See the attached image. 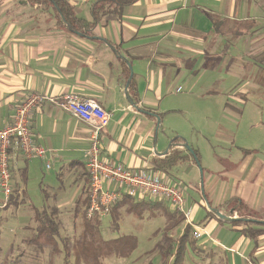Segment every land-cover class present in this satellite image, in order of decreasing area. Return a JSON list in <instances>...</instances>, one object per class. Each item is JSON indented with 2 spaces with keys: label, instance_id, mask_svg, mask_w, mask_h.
<instances>
[{
  "label": "crops",
  "instance_id": "obj_1",
  "mask_svg": "<svg viewBox=\"0 0 264 264\" xmlns=\"http://www.w3.org/2000/svg\"><path fill=\"white\" fill-rule=\"evenodd\" d=\"M65 1L91 20L97 0ZM31 94L95 100L109 114L101 158L182 188L193 225L206 234L193 239L184 220L165 230L162 213L149 264H178L187 244L188 264H264V0H137L119 17L105 16L87 37L59 26L51 8L0 0V129ZM30 121L46 153L27 160L9 150L4 208L61 215L74 205L83 214L89 127L49 101ZM171 158L175 163L161 171ZM33 177L44 198L40 208L25 203ZM207 204L227 218L255 222L220 221ZM120 215L130 212L123 207Z\"/></svg>",
  "mask_w": 264,
  "mask_h": 264
},
{
  "label": "built area",
  "instance_id": "obj_2",
  "mask_svg": "<svg viewBox=\"0 0 264 264\" xmlns=\"http://www.w3.org/2000/svg\"><path fill=\"white\" fill-rule=\"evenodd\" d=\"M45 101L55 104L89 127V150L85 161L88 176L87 220L108 217L110 209L126 198L137 202L150 200L166 203L172 211L180 214L185 226L192 229L193 239L206 234L204 228L193 225L187 199L179 185L164 182L160 175L129 170L101 158V133L108 123L109 114L95 100L76 94L56 99L31 94L16 107L11 122L0 129V192L5 198L4 206L11 195L9 150H18L27 160L40 158L46 153L34 142L30 121L32 114Z\"/></svg>",
  "mask_w": 264,
  "mask_h": 264
},
{
  "label": "rangeland",
  "instance_id": "obj_3",
  "mask_svg": "<svg viewBox=\"0 0 264 264\" xmlns=\"http://www.w3.org/2000/svg\"><path fill=\"white\" fill-rule=\"evenodd\" d=\"M246 113L243 110V114ZM254 121H256V117ZM39 185L37 178L29 181V201L25 200V203L36 208H40L44 201ZM4 202L5 198L0 192V264H85L84 262H77L74 256L79 251L78 242L82 231V219L80 218L82 210L77 209V206L66 207L61 215L57 216L58 219L56 217L60 223V236L68 241L71 251L67 257L62 242H59L60 253L54 256L50 255L49 250L37 251L32 246L24 245L23 241L31 236L32 231L30 229L35 228L34 217L25 209L16 212L12 206L4 208ZM137 211L132 209L128 217L126 215L121 216L117 230L113 228L111 216L100 220L99 234L102 241L124 238V241L119 244L123 256L114 255V250L108 249L106 256H99L100 264H149L152 262L151 249L154 243L152 233L162 229L164 216L161 209H148L142 214ZM28 228L30 229L25 231ZM101 245L105 249L110 245L113 246V244L107 243H101ZM187 248H190L188 244L178 264H188L187 253H185ZM191 255L192 257L195 256L192 253Z\"/></svg>",
  "mask_w": 264,
  "mask_h": 264
},
{
  "label": "trees",
  "instance_id": "obj_4",
  "mask_svg": "<svg viewBox=\"0 0 264 264\" xmlns=\"http://www.w3.org/2000/svg\"><path fill=\"white\" fill-rule=\"evenodd\" d=\"M29 1L44 8H51L54 11V15L57 18V24L59 26L66 27L71 32H77L81 36L87 37L89 36L92 28L96 24H98L105 16L114 15L119 17L123 8L130 4H133L137 0H97L92 4L91 20L89 21L78 18L73 11V7L65 0H52L51 2L37 0ZM174 163L175 161L173 160V158L167 159L163 164L159 165V169L165 172V170L171 167ZM85 203V210L80 216V218L82 219V231L81 237L79 239L80 241L78 242L79 251L74 254L76 261L84 262L85 264H100L99 256H106V254L108 253V249L114 250V255L123 256L121 250L119 249L121 247L119 244L121 241H124V238L102 241L99 234L100 220L96 218H93L91 220L86 219L85 213L88 205V191L86 193ZM123 207H126V210H129L130 213L132 209L138 210L137 212L140 214L148 209H161V213H163L166 217L165 230L173 229L183 220L182 216L177 212L165 209V206H163V203L161 202L134 203L133 200L126 198L110 209L109 216H111L112 218L114 230L118 229V222L121 216L120 209ZM233 209L242 213L246 212V208L239 201H233ZM57 216L59 215H57L54 211L50 212L47 209L41 211L35 210L33 215L35 220V228L26 229H30L32 232L31 236L23 241L24 245L32 246L37 251L49 250L50 255L54 256L60 253L59 242H62L64 246V253L68 257L69 254H71V251L68 245V241L60 236V223L57 221ZM243 216L248 219H253L250 213L247 215L244 214ZM243 216L239 217L238 220L235 221V223H241L242 225L244 224V226L248 227V222L239 221V219H243ZM245 233L249 237H253L258 234L253 230H246ZM187 237L188 232L184 234V236L181 238V241L185 240ZM163 239L166 240V243L170 242V240L165 235H163ZM101 243L113 244V246L110 245V247L105 249L104 246L101 245ZM164 249L165 252H167V247H165Z\"/></svg>",
  "mask_w": 264,
  "mask_h": 264
},
{
  "label": "water",
  "instance_id": "obj_5",
  "mask_svg": "<svg viewBox=\"0 0 264 264\" xmlns=\"http://www.w3.org/2000/svg\"><path fill=\"white\" fill-rule=\"evenodd\" d=\"M37 1H47V2H51L52 0H37ZM73 33H75L76 35H80L79 33H77V32H73ZM81 36V35H80ZM128 68H129V66H128ZM131 72V71H130ZM131 79V74H130V78H129V80ZM128 85H129V82L127 83V85H126V91H125V93H127V88H128ZM126 97H127V95H126ZM155 120H156V122H157V124L159 125V117L158 116H156V115H152V114H150ZM182 141H183V139H182ZM170 147H171V145H169ZM182 148H184V149H186L191 155H193L194 157H195V155L193 154V152L191 151V149L188 147V145L185 143V141H183V144L182 145H180ZM170 147L168 148V150L170 149ZM168 150L167 151H165L162 155H166L167 154V152H168ZM197 163V165H199V163L198 162H196ZM200 174H201V170H200ZM207 207H208V209H209V211L218 219V220H220V221H224V222H235V221H237L238 219H234V218H227V217H225V216H223L222 214H220L217 210H215V209H211L210 207H209V205L207 204ZM239 221H242V222H255V221H251V220H247V219H239Z\"/></svg>",
  "mask_w": 264,
  "mask_h": 264
}]
</instances>
